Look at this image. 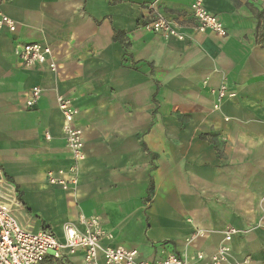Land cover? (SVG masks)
<instances>
[{
	"label": "crops",
	"instance_id": "1",
	"mask_svg": "<svg viewBox=\"0 0 264 264\" xmlns=\"http://www.w3.org/2000/svg\"><path fill=\"white\" fill-rule=\"evenodd\" d=\"M194 1H5L17 29L0 31V205L23 229L63 240L65 224L95 217L104 247L156 262L209 259L234 227L233 259L264 264V0H204L226 37L195 30ZM157 15L186 40L146 31ZM32 43L51 49L45 65L16 57ZM33 86L42 94L28 109ZM60 95L85 130L76 174ZM44 264H83V253Z\"/></svg>",
	"mask_w": 264,
	"mask_h": 264
},
{
	"label": "built area",
	"instance_id": "2",
	"mask_svg": "<svg viewBox=\"0 0 264 264\" xmlns=\"http://www.w3.org/2000/svg\"><path fill=\"white\" fill-rule=\"evenodd\" d=\"M6 0H0V31L7 28L15 32L17 24L8 17L3 10ZM192 16L196 22L195 30L199 33L210 32L219 37H226L228 31L221 19L204 6V0H195L191 7ZM148 32L161 35L166 39L185 41L187 36L180 23L157 15L144 24ZM16 57L24 67L31 68L45 65L51 55V49L38 43L25 44L15 51ZM217 97L215 109L228 97L227 82L223 81L218 89L212 91ZM42 89L33 86L26 93V107L33 109L39 102ZM58 106L64 118V135L67 146L72 154L74 164L72 172L77 173L78 164L85 158V130L78 126L75 117L78 113L74 101L66 96L57 97ZM71 179L72 183L77 180L76 175ZM48 178L53 184H61L65 189L68 184L64 180H57L54 173L50 172ZM83 230L75 225L67 223L64 226L63 240L57 239L50 231L38 233L23 229L15 218L11 207L7 204L0 205V264H44L48 256L61 259L65 254L76 255L83 253V264H204L208 257L203 252L193 256L169 254L156 262H148L140 259L136 249H126L122 246L104 247L102 239L104 232L101 229L98 218L81 217ZM240 231L229 227L224 232L223 243L217 252L209 257L208 264H252L250 258L234 260L232 257L231 243L235 235ZM198 232L196 236L203 237Z\"/></svg>",
	"mask_w": 264,
	"mask_h": 264
}]
</instances>
